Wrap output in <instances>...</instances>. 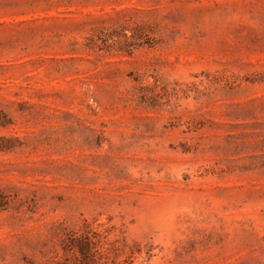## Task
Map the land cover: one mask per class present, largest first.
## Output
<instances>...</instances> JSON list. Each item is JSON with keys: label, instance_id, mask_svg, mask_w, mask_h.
Returning <instances> with one entry per match:
<instances>
[{"label": "rangeland", "instance_id": "1", "mask_svg": "<svg viewBox=\"0 0 264 264\" xmlns=\"http://www.w3.org/2000/svg\"><path fill=\"white\" fill-rule=\"evenodd\" d=\"M0 143V264H264V0H0Z\"/></svg>", "mask_w": 264, "mask_h": 264}, {"label": "trees", "instance_id": "2", "mask_svg": "<svg viewBox=\"0 0 264 264\" xmlns=\"http://www.w3.org/2000/svg\"><path fill=\"white\" fill-rule=\"evenodd\" d=\"M7 146L3 145L0 143V150H3ZM86 232V233H85ZM85 232H82L80 234L76 233H69L67 237L64 239V242L66 243V249L69 252H73L74 256L76 258L78 257L77 252L81 254H84V249L87 248V251H91L90 245L93 243V240L91 239L89 233L90 231L88 230V224L85 225ZM85 247V248H84Z\"/></svg>", "mask_w": 264, "mask_h": 264}]
</instances>
